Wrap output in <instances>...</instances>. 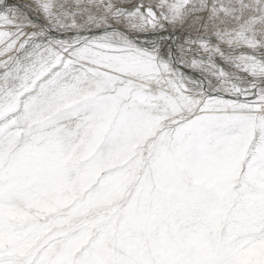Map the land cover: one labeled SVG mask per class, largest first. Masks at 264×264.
Listing matches in <instances>:
<instances>
[{
  "label": "snow or ice",
  "instance_id": "6c2138e0",
  "mask_svg": "<svg viewBox=\"0 0 264 264\" xmlns=\"http://www.w3.org/2000/svg\"><path fill=\"white\" fill-rule=\"evenodd\" d=\"M0 264H264V0H0Z\"/></svg>",
  "mask_w": 264,
  "mask_h": 264
},
{
  "label": "rangeland",
  "instance_id": "374dc122",
  "mask_svg": "<svg viewBox=\"0 0 264 264\" xmlns=\"http://www.w3.org/2000/svg\"><path fill=\"white\" fill-rule=\"evenodd\" d=\"M20 2H22V3H23V2H28V0H20Z\"/></svg>",
  "mask_w": 264,
  "mask_h": 264
}]
</instances>
